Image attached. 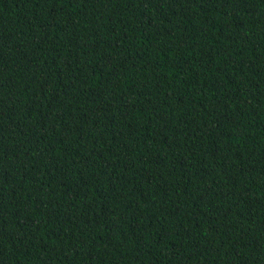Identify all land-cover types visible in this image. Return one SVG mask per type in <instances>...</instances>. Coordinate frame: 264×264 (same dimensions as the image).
I'll return each instance as SVG.
<instances>
[{
	"label": "trees",
	"instance_id": "16d2710c",
	"mask_svg": "<svg viewBox=\"0 0 264 264\" xmlns=\"http://www.w3.org/2000/svg\"><path fill=\"white\" fill-rule=\"evenodd\" d=\"M0 264H264V0H0Z\"/></svg>",
	"mask_w": 264,
	"mask_h": 264
}]
</instances>
